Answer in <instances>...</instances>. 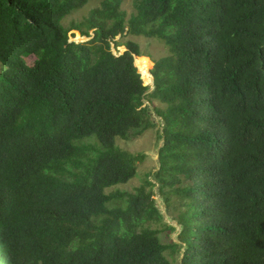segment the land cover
Returning a JSON list of instances; mask_svg holds the SVG:
<instances>
[{
  "label": "trees",
  "instance_id": "obj_1",
  "mask_svg": "<svg viewBox=\"0 0 264 264\" xmlns=\"http://www.w3.org/2000/svg\"><path fill=\"white\" fill-rule=\"evenodd\" d=\"M95 1L0 0V264H264V0Z\"/></svg>",
  "mask_w": 264,
  "mask_h": 264
},
{
  "label": "rangeland",
  "instance_id": "obj_2",
  "mask_svg": "<svg viewBox=\"0 0 264 264\" xmlns=\"http://www.w3.org/2000/svg\"><path fill=\"white\" fill-rule=\"evenodd\" d=\"M100 1L101 0H97L93 3H90L85 8L73 14L70 19H76V20L81 19L83 16L88 14L91 8L97 6L100 3ZM133 1L134 0H123L122 8L125 10L128 17L134 12ZM85 37L86 36H83V38ZM79 38H80V33L78 31H72L70 33L71 41H75V42L85 41ZM127 40L135 41L141 46L142 53L144 54V56L139 57L138 65L143 72L147 71V68L153 63V60H157L167 53V49L165 48L164 44L157 39H147L142 36H131V35L124 38L118 36L115 39L116 42H121V43H124ZM112 49L114 54L119 55L125 52L126 47L122 45L116 47L115 43H112ZM151 92H147L146 95H149ZM150 116L157 125H160L161 128L162 126L161 117L156 115L153 106L151 107ZM117 146H119L123 150L129 151L134 155L142 154L143 159L141 162L137 163V176L135 178H133L125 185H120L115 188L108 189L107 190L108 192L114 191L116 189L120 191L133 192L137 187L141 186L144 183L146 177L148 176H149L148 179L154 182L153 176H151L150 174L154 173L159 168V161H158L159 141H158L157 130L154 129L149 132H146L142 136L133 138L130 141L118 140ZM154 191L155 192L157 191V187L154 188ZM155 199L157 202V206L164 215V220L169 225L175 228V231L171 232L157 227L158 229L162 230V232L160 233L161 242L165 244L170 242H179L178 234L180 231V227L178 226L177 222L172 221L169 215L167 214L165 204L157 192L155 195ZM175 259H176V264H180L181 253L177 252Z\"/></svg>",
  "mask_w": 264,
  "mask_h": 264
},
{
  "label": "water",
  "instance_id": "obj_3",
  "mask_svg": "<svg viewBox=\"0 0 264 264\" xmlns=\"http://www.w3.org/2000/svg\"><path fill=\"white\" fill-rule=\"evenodd\" d=\"M80 37L82 38V40H85V41H88V40H90L91 38L90 37H85V38H83V36H81L80 35ZM89 38V39H88ZM85 41H82V42H85ZM127 49H125V51H126ZM136 66V65H135ZM139 72V71H138ZM140 73V72H139ZM142 79V78H141ZM154 88H155V84H154Z\"/></svg>",
  "mask_w": 264,
  "mask_h": 264
}]
</instances>
